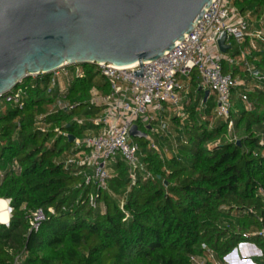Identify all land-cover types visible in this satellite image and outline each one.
Segmentation results:
<instances>
[{
    "label": "trees",
    "instance_id": "1",
    "mask_svg": "<svg viewBox=\"0 0 264 264\" xmlns=\"http://www.w3.org/2000/svg\"><path fill=\"white\" fill-rule=\"evenodd\" d=\"M227 1L241 15L264 20V0ZM248 40L222 54L223 74L239 73L225 57H238ZM256 44L245 60L264 75V50ZM83 68L86 77L68 89L72 109L43 122L74 140L91 126L73 119L87 121L99 111L89 105V91L108 94L94 66ZM199 84L193 74L185 118H170L165 135H153L166 150L162 157L144 138L136 143L150 177L137 176L130 185L128 168L116 161L107 189L96 193L83 186L76 167L64 164L74 142L35 127L50 102L43 88L30 80L16 87L12 93L24 92L22 109L0 105V200L11 208L8 226L0 224V264H11L19 253L24 264H193L203 257L202 246L222 261L242 243L255 245L261 252L255 263L264 264V241L242 238L264 227V83L232 92L230 132L224 121H210L213 103L204 102ZM241 93L250 110L239 108ZM140 132L149 130L140 126ZM90 192L96 210L87 204ZM38 209L46 219L28 233L30 214Z\"/></svg>",
    "mask_w": 264,
    "mask_h": 264
},
{
    "label": "built area",
    "instance_id": "2",
    "mask_svg": "<svg viewBox=\"0 0 264 264\" xmlns=\"http://www.w3.org/2000/svg\"><path fill=\"white\" fill-rule=\"evenodd\" d=\"M263 23L264 20L260 19L258 21L260 27L253 28L249 14L241 15L227 0H215L205 11L198 25L182 42L177 43L171 52L157 61L142 65L141 78L133 75L134 71H140L138 65L127 68L91 65L105 80L108 94H103L97 88L89 91V105L99 108V111L87 121L75 120L79 124L86 122L91 128L84 132L81 139H73V148L64 158V164L76 167L79 170L78 175L82 177L83 186L92 188L95 193L107 189V181L112 175L111 165L116 161H121L128 168L130 185L134 184L137 176L144 180L148 179L150 175L142 163L140 147L129 135L130 129L133 125L148 129L149 133L144 138L147 148L162 157L166 150L159 148L153 135L164 136L170 118H185V104L182 103L181 94L184 93L183 83L189 82L193 74L200 80L198 89L203 93L208 92L207 97L204 96V102L211 97L214 99L210 121L213 119L224 121L230 132L233 128L229 118L232 92L237 88H243L244 85L231 74L222 73L223 56L217 43L223 34L224 44L229 47L239 46L248 38L253 51L258 47L256 43L264 50V29L261 28ZM225 62L229 65H240L241 71L258 85L264 83V75H258L254 67L246 62L243 53H240L238 59L225 57ZM85 77L83 65H64L49 75L30 77L19 83L18 86L28 80L37 82L50 98L45 112L35 119V127L41 133L47 132L48 126L44 125V120L72 109L68 101L69 86L73 81ZM12 91L0 98V103L22 109L23 89H18L15 93ZM238 97L245 105V109L250 110L251 105L246 93H241ZM55 133L57 136L70 137L60 130H55ZM87 172L91 176H88ZM260 193L262 194L261 191ZM87 204L91 209H97L93 192L88 193ZM7 212L10 218L9 201ZM48 213L53 215L54 211L50 209ZM45 219L41 209L31 213L28 233L37 232ZM251 237H258L264 241V227L242 236L245 240ZM201 249L204 251L203 257L192 259L193 264H246L245 261H239L237 252L240 254L255 252L253 255L258 253L257 258L261 257L259 249L251 243L240 244L222 261H219L214 252L207 247L202 246ZM24 261L25 254H14L11 264H24Z\"/></svg>",
    "mask_w": 264,
    "mask_h": 264
},
{
    "label": "water",
    "instance_id": "3",
    "mask_svg": "<svg viewBox=\"0 0 264 264\" xmlns=\"http://www.w3.org/2000/svg\"><path fill=\"white\" fill-rule=\"evenodd\" d=\"M214 1L0 0V98L64 65H138L141 78L142 65L171 52ZM224 42L222 34L221 54L230 49ZM129 135L145 138L135 125Z\"/></svg>",
    "mask_w": 264,
    "mask_h": 264
},
{
    "label": "crops",
    "instance_id": "4",
    "mask_svg": "<svg viewBox=\"0 0 264 264\" xmlns=\"http://www.w3.org/2000/svg\"><path fill=\"white\" fill-rule=\"evenodd\" d=\"M251 25H254L256 28H259V24H258V21H256L255 20V18H251ZM243 46V45H242ZM253 50H252V48H251V41L250 40H248V43H247V46H245L244 48H242L241 49V52L240 53H243L245 56H247V55H249L251 52H252ZM239 58V56L238 57H235V59H238ZM237 66H239V69H240V71H239V73L238 74H236L235 76H234V78H236L237 80H239L240 81V83H242L243 85H244V87L242 88L243 90H245V89H249V87H246V85L248 84V83H251L252 84V88H254V87H256V82L254 81V80H252V79H250V78H248L246 75H245V73H243L241 70V66L240 65H238L237 64ZM248 86V85H247ZM183 92L184 93H190V91L192 90V87H191V85H190V81L189 82H184L183 83ZM241 89V90H242ZM195 100V96L192 98V101H194ZM210 102H212L213 104H214V99L211 97L210 98Z\"/></svg>",
    "mask_w": 264,
    "mask_h": 264
},
{
    "label": "rangeland",
    "instance_id": "5",
    "mask_svg": "<svg viewBox=\"0 0 264 264\" xmlns=\"http://www.w3.org/2000/svg\"><path fill=\"white\" fill-rule=\"evenodd\" d=\"M252 26H254V25H252ZM253 28H255V26L253 27ZM232 51L234 50V47H232V49H231ZM239 81V80H238ZM248 85V86H247ZM246 85V87H249V89H251L252 90V84L251 83H248ZM181 96H182V99H183V102L182 103H187V101L189 100V94L188 93H182L181 94ZM41 98H44V99H46L47 98V95L45 94H42L41 95ZM0 105H1V103H0ZM239 108L240 109H245V105L243 104V103H240L239 104ZM233 110V109H232ZM75 120H77V119H73V122H75ZM79 120V119H78ZM77 120V121H78ZM139 127V129H140V126H138ZM55 130H59L58 128H55V129H51V127H47V129H46V131L47 132H50V131H52L53 133H54V135L56 134V137H57V133H55ZM134 140V142L135 143H139V141L141 140V139H133ZM233 140V139H232ZM210 148L212 147L211 145L209 146ZM255 253V252H254ZM254 253H249V254H244V253H242V254H240L239 252H237V256H238V259H239V261H245L246 262V264H249V262H253V263H255V260H256V258H257V256H258V253L257 254H255V255H253ZM233 259H234V262L236 263V259H235V256L233 257Z\"/></svg>",
    "mask_w": 264,
    "mask_h": 264
},
{
    "label": "bare ground",
    "instance_id": "6",
    "mask_svg": "<svg viewBox=\"0 0 264 264\" xmlns=\"http://www.w3.org/2000/svg\"><path fill=\"white\" fill-rule=\"evenodd\" d=\"M9 221V215L7 212V201L0 200V224L6 225Z\"/></svg>",
    "mask_w": 264,
    "mask_h": 264
}]
</instances>
